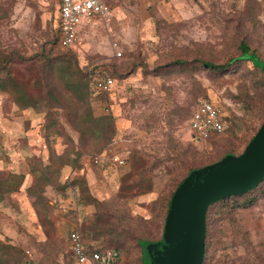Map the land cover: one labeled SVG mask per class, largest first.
Returning <instances> with one entry per match:
<instances>
[{
  "label": "rangeland",
  "instance_id": "rangeland-1",
  "mask_svg": "<svg viewBox=\"0 0 264 264\" xmlns=\"http://www.w3.org/2000/svg\"><path fill=\"white\" fill-rule=\"evenodd\" d=\"M104 1L110 17L83 21L86 28L76 45L62 49L53 30L59 0H0V65L22 72L23 95L48 97L56 81L49 71L46 78L38 75V68L58 54H74L89 81L99 74L116 80L107 96L91 100L93 115L111 116L114 125L100 153L106 158L99 163L100 154H90L81 144L69 93L54 110L60 133L47 140L48 108L20 109L12 94L0 91V179L24 176L19 190L0 202V243L10 258H21L20 264L27 249L36 264H72L68 234L74 221L92 218L91 200L106 203L98 210L113 215L114 225L121 219L135 236L158 240L164 208L156 202L172 192L188 168L243 155L264 124L263 79L249 63L220 77L194 61L223 62L239 54L240 40L264 60V0ZM176 60L188 65L176 66ZM206 98L222 107L224 131L194 146L188 123L198 100ZM50 149L57 156L69 152L72 164L61 169L58 180L65 190L44 189L50 210L41 214L28 191L35 183V163L48 165ZM114 155L126 159L123 167L112 165ZM259 195L250 207L210 217L209 264H264V187ZM166 237L143 245L145 264H177ZM183 254L178 247L176 257ZM0 264H6L1 251ZM120 264H139L134 243L123 251Z\"/></svg>",
  "mask_w": 264,
  "mask_h": 264
},
{
  "label": "trees",
  "instance_id": "trees-1",
  "mask_svg": "<svg viewBox=\"0 0 264 264\" xmlns=\"http://www.w3.org/2000/svg\"><path fill=\"white\" fill-rule=\"evenodd\" d=\"M55 41L58 46L62 48L60 46L59 39H55ZM237 50L239 53L238 55L230 56L223 62H212L201 58H197L194 61L200 69H203L209 74L220 77L224 74H227L228 72H231L233 69L244 63H249L252 69L260 74L264 85V60L260 58L258 52L252 49L251 46L244 40L239 41ZM74 58L75 56L72 53L65 55L58 54L53 60H51L52 63L50 65L46 64L38 68V75H41L43 78L45 75L46 78L45 73L46 71H49L50 77H53L54 81H56L53 84L52 92L48 93L47 98H29L28 96L23 95L24 93L22 89L24 86L22 85L23 82L21 81L23 79L22 72L6 65H0V91H6L12 94L14 103L20 109L38 107L39 105H44L48 108L49 112L47 113V121L45 125L47 140L51 135L60 133L58 130H56V126L59 125L60 122L55 116L57 112L54 110L55 108L62 107L61 100L64 99V93H69L70 97L74 101V103L71 105V118L76 123L81 144L83 148L87 149L90 154L96 155L100 154L109 144L114 133V125L111 116L96 117L93 115L91 100L99 98L100 96H107L108 93H101L96 89L95 77L97 76L90 77L89 81V78L86 76L87 74L85 75L75 64ZM4 63L11 62L6 61ZM174 64L176 66L188 65L185 60H176ZM108 76L115 80L112 75ZM216 136L218 135L211 136L209 140H212ZM68 154L69 152L62 156H57L55 151L50 149V163L44 166L41 163H35V166L32 169L35 183L33 187L31 186L29 188L28 195L31 198L32 206L40 211L41 214L47 213L50 210L47 200L43 197L44 189L47 187L59 189L62 187V190H65L66 188V186H59L58 180L60 178L61 169L65 165L72 164V161H70L68 158ZM228 154L229 153H226L223 157ZM209 164L212 163L201 164L188 168L185 176H183L174 185L172 192H170L167 197H163L156 202L162 205L164 208V214L162 218V233L158 240L142 239L139 236H135L131 228L120 225L122 224L121 219L116 218L117 222L119 223V227L116 224L114 225L111 222V220L114 218L113 215L106 212H100L98 210L106 203L97 200H91V203L96 207V211L94 212L92 218L88 220V222H81L79 224L78 222L74 221L75 226L73 229H76L79 232L83 246L87 251H116L117 258L114 264L121 263L123 251L129 247L130 243H134L135 247L139 251V264H145L142 247L147 243L158 242L162 238L170 202L176 188L192 171L208 166ZM23 181L24 176L21 174H8L5 178L0 179V202L6 195L17 192ZM263 187L264 180L260 182L254 189H251L240 195L226 197L208 206L205 220L206 231L204 241V255L201 264H209L207 250L209 243L208 231L211 220L210 217L212 215L219 216L222 214L220 212L221 210L250 207L251 205L255 204L260 197L259 194ZM217 206L219 209L217 208V210L212 213V210ZM4 245L5 244L0 243V251L3 253L5 263L20 264L21 258L13 260L10 258L8 252L3 251L2 247H4ZM6 248L9 249L7 246Z\"/></svg>",
  "mask_w": 264,
  "mask_h": 264
},
{
  "label": "water",
  "instance_id": "water-1",
  "mask_svg": "<svg viewBox=\"0 0 264 264\" xmlns=\"http://www.w3.org/2000/svg\"><path fill=\"white\" fill-rule=\"evenodd\" d=\"M264 180V124L243 155L192 171L176 188L170 202L164 238L177 264H201L205 220L209 205L231 195L254 189ZM165 241V240H164ZM166 242V243H167ZM184 254L176 257L177 248ZM143 249V247H142Z\"/></svg>",
  "mask_w": 264,
  "mask_h": 264
},
{
  "label": "built area",
  "instance_id": "built-area-1",
  "mask_svg": "<svg viewBox=\"0 0 264 264\" xmlns=\"http://www.w3.org/2000/svg\"><path fill=\"white\" fill-rule=\"evenodd\" d=\"M111 10L104 0H61L59 7V43L63 49H72L78 42V35L83 21H101L108 19ZM116 47V44H114ZM120 56V52H116ZM116 81L107 74L95 77V87L101 93H109L115 87ZM224 114L222 107L208 99H200L195 105L188 124L190 141L194 146L204 145L211 136L219 135L224 131ZM95 162L99 163L100 158ZM111 162L119 167L125 165L126 160L113 156ZM72 264H114L117 252L87 251L82 243L81 236L76 229H72L68 236ZM25 259L21 264H36L33 261V252L25 250Z\"/></svg>",
  "mask_w": 264,
  "mask_h": 264
},
{
  "label": "crops",
  "instance_id": "crops-1",
  "mask_svg": "<svg viewBox=\"0 0 264 264\" xmlns=\"http://www.w3.org/2000/svg\"><path fill=\"white\" fill-rule=\"evenodd\" d=\"M60 2H61V0H59V3H58V5H57V9H56V11H55V13H54V15H53V30H54V37H55V39H59V27H58V24H59V7H60ZM84 28H86V26H82V27H80V31H79V33L82 31V30H84ZM95 115H99V113H94ZM190 121V120H189ZM189 124V123H188ZM114 156H116V155H114ZM117 157H120L121 158V156H118L117 155ZM104 158H106L105 156H102V158H100L101 159V161L100 162H102V159H104ZM124 159V158H123ZM126 160V159H125ZM111 162V161H110ZM112 165H115V164H112ZM115 166H117V165H115ZM117 167H119V166H117ZM123 167V166H122ZM66 173H68L67 171L65 172V174ZM65 177V176H64ZM37 214H38V212H37ZM71 231V230H70ZM70 233V232H69Z\"/></svg>",
  "mask_w": 264,
  "mask_h": 264
}]
</instances>
